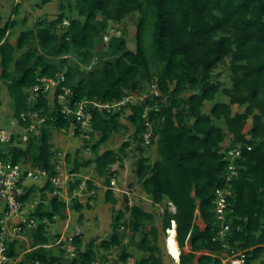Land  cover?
<instances>
[{"label": "trees", "instance_id": "1", "mask_svg": "<svg viewBox=\"0 0 264 264\" xmlns=\"http://www.w3.org/2000/svg\"><path fill=\"white\" fill-rule=\"evenodd\" d=\"M51 1L40 0L38 6ZM18 6L15 5V14ZM58 7L60 13L54 19L43 18L33 27L21 29L14 44L10 36L17 23L11 18L3 20L0 15V78L11 98L13 119L27 124L20 114L30 109L26 98L39 75L55 77L63 72V84L72 90L75 101L113 103L127 94L141 93L146 86L154 87L138 104L122 105L117 112L93 111L92 125L98 138L92 144L93 137L82 139L93 158L83 162L76 158L69 170L76 175L67 189L73 202L71 208L75 211L83 208L73 193L82 181L78 176L80 168L90 164L107 188L106 201L116 203L110 188L116 171H111V166L119 163L122 167V157L112 149L100 152V148L122 128L120 117L134 126L132 140L138 144L143 141L148 122L150 144H156L158 158L150 165L146 157H140L136 177L141 190L154 204L166 198L174 207L173 212L164 208L161 229L165 233L170 222H175L178 264H223L220 256L225 251L223 242L212 240L217 227L214 190L223 186L224 152L238 147L241 151L236 158L238 175L230 180L232 192L227 197L234 218L225 240L230 247L228 253L243 251L242 264H255L264 254V0H74L76 16L68 10L69 0H60ZM134 12L139 15L134 31L135 48L128 49L124 38L118 36L105 43L103 35L108 22H119ZM98 16L103 19L98 20ZM64 20L66 26H62ZM146 33L151 36L149 54ZM16 51L20 52L18 57ZM67 55L76 58V62ZM227 58L231 84L222 92L228 101L214 102L204 112L205 101H212L222 86V81L213 79L212 72ZM93 60L95 63L88 71L80 70V65L90 66ZM151 62L158 66L155 72L151 71ZM142 81H146L145 85ZM234 104L244 106V110L232 113ZM125 107L130 109L127 116ZM31 108H41L46 121L23 147L4 149L0 145V159L10 154L13 162L30 163L52 176L55 151L50 143L51 134L62 129L66 132L74 121L56 108L49 111L41 93ZM248 120L250 126L244 132ZM216 121H222L224 127ZM228 134L230 142L222 146ZM73 135L78 136V131ZM248 145L250 150L246 148ZM128 146L126 141L121 148ZM138 149L143 153V147ZM64 162H70L69 155ZM85 182L82 191H93L90 195L93 198L97 185L91 180ZM52 191L50 181L46 180L40 188L41 200L30 213L37 225L25 231L31 238L30 247L22 251L18 241L9 244V255H21L17 264H34L36 260L42 264H67L65 241L53 245L59 234L46 233L47 224L55 216L64 218L67 208L56 195L48 204L42 201L45 192ZM32 193L33 189L28 188L22 199L30 200ZM125 208L129 217L125 218L124 211H115L113 231L98 247L105 251L120 248L118 260L109 264H125L131 257L126 247L133 244L148 253L134 264H158L159 259L154 256L156 245L151 241H156L157 229H144L152 214L139 205ZM196 217L202 220L204 228L195 223ZM118 228L131 230L125 245L122 235L116 232ZM136 233L141 234L138 242L133 239ZM72 242L76 256L71 262L92 264L97 253L94 245L88 243L82 249L77 235ZM43 245L58 246V254ZM187 245L189 250L185 252Z\"/></svg>", "mask_w": 264, "mask_h": 264}, {"label": "rangeland", "instance_id": "2", "mask_svg": "<svg viewBox=\"0 0 264 264\" xmlns=\"http://www.w3.org/2000/svg\"><path fill=\"white\" fill-rule=\"evenodd\" d=\"M22 5L16 10L17 14L14 12L16 0H0V15L3 17V20L11 18L16 21L14 29H12V34L10 36V41L12 44L16 42L17 35L21 29L33 27L37 21L40 19L46 18L49 20L54 19L59 13L58 4L60 0H52L50 4L46 5L44 9H37V4L40 3V0H18ZM73 1L69 0V5L71 15L76 16V11L73 8ZM27 4V5H25ZM27 6V7H25ZM27 9V10H26ZM139 18L138 13L134 12L130 15L125 16L119 22H108L109 27H113L116 30L118 37L124 38L126 42V47L130 50L135 48V36L134 31L136 28V23ZM98 20L103 19L102 16H98ZM149 42H151V36L146 33L145 36V46L147 53L149 54ZM20 55L19 51L15 52V57ZM69 59L76 62V58L71 55H67ZM94 60L90 63V66L80 65L81 71H88L90 67L94 64ZM228 67V58L225 62L219 64L212 72L213 79H218L222 81V86L219 92L214 96L212 101H205L203 111L208 112L210 107L214 102H227L228 98L223 94L222 89L224 87H229L231 84L230 73L227 70ZM152 72H155L158 69V66L153 62L150 64ZM145 85L146 81H142ZM152 92L153 88L146 86L140 95L147 94V92ZM186 95V94H185ZM138 99V98H137ZM138 101V100H137ZM244 106L231 105V112H242ZM119 122L122 125V128L119 132L111 134L110 138L100 148V152L105 149H112L117 152L121 157L122 167L119 166V163H115L111 166V171H116L115 178L111 181V190L113 197L116 199L115 204L107 202L105 199V190L107 189L104 186L103 179L98 177L94 171L93 164H90L85 167L80 168V173L78 174L81 177V180L85 182L86 180H91L92 183L97 185V190L95 191V196L92 198L87 192L77 190L75 193L77 195V201L83 206L80 211H75L71 208L73 204L72 200L67 196L65 190L67 185L62 184L60 189V197L66 198L67 208L65 209V217L61 218L55 216L52 222H49L46 227V233L50 236L59 234L65 238L77 235L81 239V248L84 249L88 243L94 245V249L97 252L96 258L92 264H109L115 260H118L120 248L113 247L108 251L100 249L99 243L103 238H106L110 233H112V220L115 214V211L121 210L124 211L125 218L129 217V211L126 210L125 205H139L144 211L152 214L151 220L147 221L144 225V229L148 231L151 227L157 229V239L155 242L156 250L154 256L159 259L158 264H177L175 259H173L165 244V233L161 229V214L164 208H168L170 211H174V207L170 204L166 198H164L160 203L154 204L148 195H146L140 187V184L137 181L136 177V162L137 160L144 156L146 157V163L152 164L157 158V146L155 143L143 146L142 143H136L132 140V133L134 132V126L124 117L119 118ZM216 124L224 127L222 121H216ZM250 126V120L246 122V125L243 128V131H247ZM0 129L5 131L10 130H19V125L16 124L15 119L12 117V108H11V98L7 92L6 85L4 81L0 78ZM98 138V134L95 133L90 144ZM231 136L228 134L225 140L222 142V146L227 145L230 142ZM129 142V146L126 148H121L123 143ZM50 143L52 150L55 153H59V159L62 161L63 157L69 155L70 162L64 163L63 170L65 173L73 167L74 160L83 162L88 159L93 158L89 147H84L83 141L80 136L73 135V129H68L66 132L62 131H53L50 137ZM138 147H143V153L140 152ZM76 177V175H74ZM86 183V182H85ZM28 187L33 189V193L29 203L35 201V203L40 202L41 192L40 188L44 184L42 180L34 181L30 177L27 179ZM45 199L42 201L45 204H48L49 199L52 197L50 192H45ZM126 197V201H125ZM33 200V201H32ZM34 206V203H33ZM30 209V208H29ZM33 211V210H32ZM31 211V212H32ZM195 223L204 228V223L198 217L195 219ZM171 226V222H170ZM27 231V230H26ZM116 232L122 235V241L125 245L126 241L131 236V230L127 228L117 229ZM26 233V232H25ZM23 238L18 240L20 244V250L29 248L31 245L30 235L25 234ZM134 242H138L141 239V234L136 233L133 235ZM51 249V252L58 254V246H54ZM126 250L131 254V257L128 258L125 264H134L135 261L140 260L143 257H147L148 253L137 248L134 244L126 247ZM185 252L189 250L188 245L184 248ZM23 253V252H22ZM202 252H199L200 254ZM255 264H264V254L254 261ZM118 264H122L118 262ZM224 264H230V262H225Z\"/></svg>", "mask_w": 264, "mask_h": 264}, {"label": "built area", "instance_id": "3", "mask_svg": "<svg viewBox=\"0 0 264 264\" xmlns=\"http://www.w3.org/2000/svg\"><path fill=\"white\" fill-rule=\"evenodd\" d=\"M67 24L66 20L62 22V26H66ZM113 36H118L116 30H114L113 27H108L103 35V41L107 43L110 37ZM63 81V72L56 73L55 77H48L45 75L36 77V83L30 88L26 98L27 105L30 106V109L20 114L21 120L25 121L27 124L21 125L15 119L16 124L19 125V130L5 131L0 129L1 147H4V149L23 147L28 138L35 134L44 124L46 116L42 114V109L31 108L34 107V102L40 93L45 96L49 111L56 108L55 110L64 117L73 119L74 122L68 129H73V134L77 130L78 136H80L81 139H90V137H93L95 134L92 125L94 110L117 112L122 105L138 104L147 96V94L140 95V93L127 94L123 96L121 100L113 103H103L88 99L75 101L72 90L63 84ZM154 93L157 95L156 91ZM148 109L149 108H146L145 110L147 111ZM124 110L125 116L130 114V109L128 107H125ZM146 111L143 113V117H145ZM146 125L148 128L143 134V146L150 144L151 124L146 122ZM61 131L64 132L63 129ZM246 148L250 150L249 145L246 146ZM240 153L241 151L238 147L228 149L224 152L223 160L226 162V166L223 175V186L215 188L214 190L213 210L217 227L212 240L223 242L225 251L220 255L223 264L227 261L230 262V264H242L244 259L243 251L234 252L230 250L228 253L227 249L230 247L225 240L231 228L230 221L234 218L231 214L232 203L227 200V197L231 195L232 192L230 180L238 175L236 158L240 156ZM58 156L59 153H55L51 160L55 171L52 176H49L45 169L33 166L30 163L13 162L10 154H8L4 160L0 159V264H17L19 262L21 255H9V244L23 238L27 229L34 228L37 225V220L30 215L37 203L33 200V202L29 203V200L24 201L22 199L29 188L27 184V179L29 177L34 181H50L53 187V191L51 192L52 196L56 195L67 204L66 198L59 196L60 189L62 188V184L67 185L68 189V183L73 181L75 174L69 172L65 173L63 170V165L65 163L64 157L61 161ZM83 188H85V183L81 181L78 190L82 191ZM67 189L65 192L70 198ZM75 192L73 196L76 195ZM93 193V191L89 192L90 195ZM62 241H65L63 248L65 250L64 259L67 261V264H79L71 262V259L76 256V247L72 242V236L67 238L59 236L53 245H58ZM51 246L52 245H43L45 248ZM34 264L42 263L36 260Z\"/></svg>", "mask_w": 264, "mask_h": 264}, {"label": "bare ground", "instance_id": "4", "mask_svg": "<svg viewBox=\"0 0 264 264\" xmlns=\"http://www.w3.org/2000/svg\"><path fill=\"white\" fill-rule=\"evenodd\" d=\"M165 244L167 247V251L169 252L170 256L175 259V262H178L179 259V248L175 241V222H171V227L168 229L166 237H165Z\"/></svg>", "mask_w": 264, "mask_h": 264}, {"label": "crops", "instance_id": "5", "mask_svg": "<svg viewBox=\"0 0 264 264\" xmlns=\"http://www.w3.org/2000/svg\"><path fill=\"white\" fill-rule=\"evenodd\" d=\"M16 2H17L16 4L19 5L18 7H20V6L22 5L18 0H16ZM48 4H50V2L44 4V5L41 6V7H39L38 4H37V7H38L37 9H40V8H41V9H42V8L44 9V7H45L46 5H48ZM25 5H27V4H25ZM25 7H27V6H25ZM26 10H27V9H26ZM199 227H200V226H199Z\"/></svg>", "mask_w": 264, "mask_h": 264}, {"label": "clouds", "instance_id": "6", "mask_svg": "<svg viewBox=\"0 0 264 264\" xmlns=\"http://www.w3.org/2000/svg\"><path fill=\"white\" fill-rule=\"evenodd\" d=\"M86 192L89 194L90 191H86ZM89 195H90V194H89ZM171 222H172V221H171ZM170 227H171V226H170ZM167 231H168V230H167ZM177 264H178V262H177Z\"/></svg>", "mask_w": 264, "mask_h": 264}]
</instances>
